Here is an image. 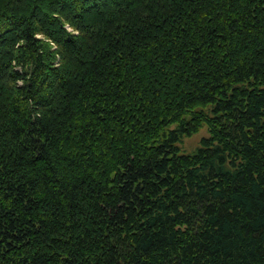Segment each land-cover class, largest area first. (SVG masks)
Wrapping results in <instances>:
<instances>
[{
  "label": "trees",
  "instance_id": "obj_1",
  "mask_svg": "<svg viewBox=\"0 0 264 264\" xmlns=\"http://www.w3.org/2000/svg\"><path fill=\"white\" fill-rule=\"evenodd\" d=\"M0 264H264V0H0Z\"/></svg>",
  "mask_w": 264,
  "mask_h": 264
},
{
  "label": "rangeland",
  "instance_id": "obj_2",
  "mask_svg": "<svg viewBox=\"0 0 264 264\" xmlns=\"http://www.w3.org/2000/svg\"><path fill=\"white\" fill-rule=\"evenodd\" d=\"M206 135V130L204 128H200L198 131L192 133L191 135L182 137L177 145L179 146L181 152H191L195 147L198 146L200 137Z\"/></svg>",
  "mask_w": 264,
  "mask_h": 264
}]
</instances>
